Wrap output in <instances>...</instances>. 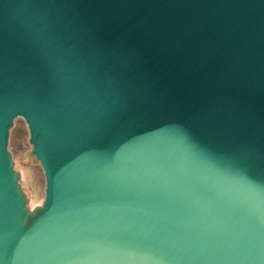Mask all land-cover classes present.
Listing matches in <instances>:
<instances>
[{"label":"water","instance_id":"obj_1","mask_svg":"<svg viewBox=\"0 0 264 264\" xmlns=\"http://www.w3.org/2000/svg\"><path fill=\"white\" fill-rule=\"evenodd\" d=\"M0 264H264V0H0Z\"/></svg>","mask_w":264,"mask_h":264},{"label":"rangeland","instance_id":"obj_2","mask_svg":"<svg viewBox=\"0 0 264 264\" xmlns=\"http://www.w3.org/2000/svg\"><path fill=\"white\" fill-rule=\"evenodd\" d=\"M28 137V131L23 121L17 122L13 138L10 140L11 150L17 171L21 174V183L24 189L29 192L30 201L40 205L45 192L42 169L37 161L22 157V155H27V150L31 151Z\"/></svg>","mask_w":264,"mask_h":264},{"label":"bare ground","instance_id":"obj_3","mask_svg":"<svg viewBox=\"0 0 264 264\" xmlns=\"http://www.w3.org/2000/svg\"><path fill=\"white\" fill-rule=\"evenodd\" d=\"M17 123V122H16ZM16 123H15V126H16ZM24 123V122H23ZM24 125H25V123H24ZM15 126H14V128H15ZM25 127H26V125H25ZM26 129H27V127H26ZM28 140H29V137H28ZM9 144H10V140H9ZM31 146V145H30ZM15 162V161H14ZM16 166V165H15ZM16 170H17V167H16ZM22 187H23V185H22ZM24 188V187H23ZM27 192V191H26ZM42 204V203H41ZM40 204V205H41ZM36 206H39V205H36V202H34V201H29V209H34Z\"/></svg>","mask_w":264,"mask_h":264}]
</instances>
